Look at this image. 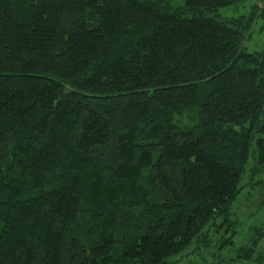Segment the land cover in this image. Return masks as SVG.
Segmentation results:
<instances>
[{"label": "trees", "instance_id": "1", "mask_svg": "<svg viewBox=\"0 0 264 264\" xmlns=\"http://www.w3.org/2000/svg\"><path fill=\"white\" fill-rule=\"evenodd\" d=\"M182 1L0 0V264H264V0Z\"/></svg>", "mask_w": 264, "mask_h": 264}, {"label": "rangeland", "instance_id": "2", "mask_svg": "<svg viewBox=\"0 0 264 264\" xmlns=\"http://www.w3.org/2000/svg\"><path fill=\"white\" fill-rule=\"evenodd\" d=\"M183 3L182 0H171V4L174 7L181 6ZM261 0H245L241 2H237V4H229L226 7H220L217 9L218 15L222 19L227 18H238V17H247L252 12L253 5H260ZM251 35L243 42L244 50L248 53L252 51H259L262 50L264 46V19L256 17L254 19V23L250 29ZM182 124L190 123L191 116L185 114L184 117L180 120ZM251 162V160H250ZM247 181V176H245L242 184L244 185ZM242 194H247L248 199L240 200L241 195L239 196L238 200L235 202V210L237 204L239 206L238 216L239 222L237 223V234L233 237L234 238V246L225 248V254L233 253L234 249H236L240 245H245L248 243L249 234L252 232L255 227H261L263 230V237H264V190L260 185L257 186H250V184L246 185L245 188H242ZM237 203V204H236ZM259 247L262 248L264 251V238L261 240ZM230 250V251H229ZM190 258H183L185 264H191V257ZM190 260V261H189ZM182 264V262H179ZM232 264V263H228ZM234 264H245L244 262H239Z\"/></svg>", "mask_w": 264, "mask_h": 264}]
</instances>
